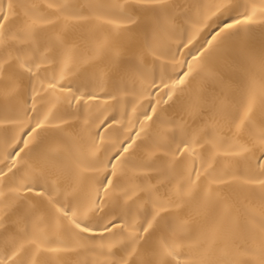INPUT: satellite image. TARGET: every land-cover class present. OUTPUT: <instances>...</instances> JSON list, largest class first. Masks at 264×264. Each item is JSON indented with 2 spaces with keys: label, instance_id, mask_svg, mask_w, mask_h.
<instances>
[{
  "label": "bare ground",
  "instance_id": "6f19581e",
  "mask_svg": "<svg viewBox=\"0 0 264 264\" xmlns=\"http://www.w3.org/2000/svg\"><path fill=\"white\" fill-rule=\"evenodd\" d=\"M0 264H264V0H0Z\"/></svg>",
  "mask_w": 264,
  "mask_h": 264
}]
</instances>
